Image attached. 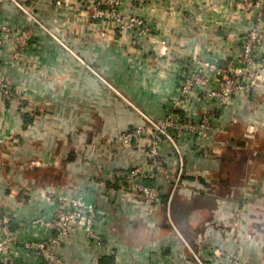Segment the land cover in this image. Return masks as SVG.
<instances>
[{
	"label": "crops",
	"instance_id": "obj_1",
	"mask_svg": "<svg viewBox=\"0 0 264 264\" xmlns=\"http://www.w3.org/2000/svg\"><path fill=\"white\" fill-rule=\"evenodd\" d=\"M81 1L55 5L37 0L35 12L45 29L34 25L23 58L13 60L9 45L0 58V71L14 85H25L30 95L29 104L0 102V136L5 139L0 145V215L24 220L50 213V193L93 200L94 226L103 243L93 242L80 229L73 231L52 247L62 264H196L190 248L206 259L213 257L207 264H220L212 253L215 248L223 254L237 252L247 263H264V158L259 163L250 151L232 146L205 154L195 138L181 141V186L169 202L164 186L161 203L151 212L134 206L112 181L113 170L143 164L142 151L148 146L146 139L122 146L118 133L142 123L144 114L163 118L174 102L182 112L197 115L205 106L197 92L185 102L180 98L183 63L192 54L222 65L237 57L254 15L258 10L264 15V0L250 9L242 0H124L123 11L143 17L155 38L170 46L168 61L149 40L141 56L126 59L97 42L90 56L86 32L78 39L70 33L89 25L76 15ZM0 22L13 28L28 25L9 2L0 5ZM55 26L63 29L61 40L53 35ZM61 43L78 48L71 52ZM86 59L110 85L80 62ZM263 109L257 90L246 98L233 97L218 111L216 124L223 123L226 130L215 132V138L241 137ZM160 153L176 173L177 157L169 141L162 139ZM43 172L47 178L41 180ZM245 188L248 200L240 197ZM233 221L243 228L229 237L224 229ZM13 229L15 243L30 237L17 225ZM23 258L25 264H42L30 253Z\"/></svg>",
	"mask_w": 264,
	"mask_h": 264
},
{
	"label": "built area",
	"instance_id": "obj_2",
	"mask_svg": "<svg viewBox=\"0 0 264 264\" xmlns=\"http://www.w3.org/2000/svg\"><path fill=\"white\" fill-rule=\"evenodd\" d=\"M37 0H0L13 4L24 16L27 26L13 28L0 22V58L7 45L13 48L9 51L13 60L23 58L29 46L30 38L35 35L33 27L45 26L38 19L35 12ZM69 0H51L55 5L68 3ZM142 4L147 0H132ZM245 7H258L257 0H242ZM82 4L89 3L94 9V17L112 18L117 25L129 29L136 37L155 42L156 49L164 56H170V46L164 41L156 39L151 25L141 16L123 11L124 0H82ZM35 25V26H34ZM9 43H13L12 45ZM264 15L260 10L254 15L253 25L244 32L239 42V54L222 65L215 59L200 57L192 54L191 58L183 63L184 76L180 82V98L187 101L197 92V98L204 103L199 113L190 116L182 112L178 102L172 103L165 116L154 119L143 115L144 121L129 129L118 133L117 139L122 146H129L134 142L146 139L148 146L143 149V164L130 167H120L113 170L112 181L120 193L134 206H141L151 212L161 203L164 186L168 189V202L181 186L184 169V156L180 142L195 138L199 148L205 154L216 155L227 146L234 149L245 147L247 141L253 138L256 132L264 129V109L261 114L248 123L241 137L215 138L217 131L226 130L223 123L216 124L218 111L228 105L233 97L246 98L253 90L259 91L264 98ZM12 104H29L30 95L25 85H14L0 71V102ZM235 121V119H233ZM223 126V127H222ZM170 142L177 157V172L171 173L161 158V141ZM0 136V145L4 142ZM252 155L255 149L249 146ZM153 180V181H152ZM186 195H191L190 189H184ZM246 188L241 194L246 199ZM52 204L50 213L35 214L24 220H14L9 213L0 215V264H25L24 254H32L42 264H62L60 255L53 251V245L60 238L80 229L93 242L102 244L103 239L95 230L96 204L93 200L81 194H48ZM217 224L220 222L217 221ZM27 230L30 236L21 242L15 243L16 230L13 226ZM237 222L224 229L230 236L242 231ZM175 229V228H174ZM178 233V231L175 229ZM179 237L181 235L179 234ZM198 240H200L198 238ZM237 243V239L235 240ZM185 246L190 248L184 241ZM192 258L196 264H207L206 260L213 257H203L199 251L190 248ZM220 264H251L242 260L235 252L223 254L219 248L212 250ZM216 257V258H217ZM264 264V263H258Z\"/></svg>",
	"mask_w": 264,
	"mask_h": 264
},
{
	"label": "rangeland",
	"instance_id": "obj_3",
	"mask_svg": "<svg viewBox=\"0 0 264 264\" xmlns=\"http://www.w3.org/2000/svg\"><path fill=\"white\" fill-rule=\"evenodd\" d=\"M257 2L259 6L260 2L259 1ZM76 15L80 17H84V19L89 23L90 26L88 25L87 29L77 28L75 32H73L72 30L70 33L71 34L73 33V35L75 36L74 39L76 38L78 39V37L81 36L83 30L84 32H86L85 34L88 37V40L90 41L86 45V49L88 48L89 50L88 53L91 52L90 56L93 55L92 49H93L95 42L102 43L103 46H106V47H110V46L114 47L126 59H128L129 57H132V54L141 56L144 50V47L148 45L145 42L146 40L136 37L132 32L129 31V29H125L117 25V23L114 22L112 18H101L98 16L94 17V9L89 3H84V4L78 3L76 7ZM94 23L97 25L94 26ZM57 26H55V31L53 32V35L56 38H59L61 40V38L59 37V34L63 32V29L62 27H57ZM151 34H153V32H151ZM60 46L66 48V50L71 51V52L73 51L76 52V49L78 48V44L73 45L72 43H68V44L61 43ZM159 51L160 49H155V52L159 53ZM80 62L83 63L87 67L88 70L96 74L95 76L102 83H105L106 85L111 84L110 81H108L104 76L100 75L99 73L95 71L96 69L94 68L92 64L88 62L87 59L86 61L82 60ZM91 62L93 63V61ZM129 62H131V60ZM135 68H136V65H135ZM117 94L119 95L120 98H123L124 100L126 99L124 93L117 90ZM257 133H258L257 135L255 134L253 138H250L247 141L245 147H243L242 149V153L249 151V146L253 147L254 149H256L257 155L255 156H257L256 157L258 159L257 162L260 163V161L264 158V129L263 131H260ZM255 156L253 155L252 157H255ZM26 174L28 175L29 173H26Z\"/></svg>",
	"mask_w": 264,
	"mask_h": 264
},
{
	"label": "trees",
	"instance_id": "obj_4",
	"mask_svg": "<svg viewBox=\"0 0 264 264\" xmlns=\"http://www.w3.org/2000/svg\"><path fill=\"white\" fill-rule=\"evenodd\" d=\"M39 175H40L39 178H40L41 180L47 178L45 172H43L42 174L40 173Z\"/></svg>",
	"mask_w": 264,
	"mask_h": 264
},
{
	"label": "flooded vegetation",
	"instance_id": "obj_5",
	"mask_svg": "<svg viewBox=\"0 0 264 264\" xmlns=\"http://www.w3.org/2000/svg\"><path fill=\"white\" fill-rule=\"evenodd\" d=\"M237 150V149H236Z\"/></svg>",
	"mask_w": 264,
	"mask_h": 264
}]
</instances>
